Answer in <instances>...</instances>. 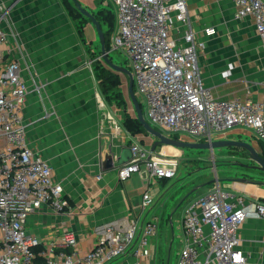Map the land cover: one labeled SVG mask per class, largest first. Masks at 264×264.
I'll list each match as a JSON object with an SVG mask.
<instances>
[{"label": "crops", "instance_id": "0c3cea01", "mask_svg": "<svg viewBox=\"0 0 264 264\" xmlns=\"http://www.w3.org/2000/svg\"><path fill=\"white\" fill-rule=\"evenodd\" d=\"M63 1L0 0V25L8 32L6 57L20 62L28 85L22 107L27 142L38 156L51 164L53 179L61 182L63 195L69 202L60 213H55L49 205H41L29 215L27 230L47 241L59 240L65 231H71L76 236V250L83 253L96 242L95 226L102 222L135 218L141 223L154 218L158 226L151 239L150 256L135 255L133 247L107 264H176L185 244L181 219L192 198L218 184L231 195L264 205V179L240 175L227 178L221 184L219 179L209 174L199 175L203 171L194 169L205 168L199 162L212 160L214 167L230 162L216 161L215 156L207 157L206 153L184 154L179 147L169 144L159 145L153 152L178 156L173 177L149 178L139 172L124 180L117 177V168L121 165L117 158L122 148L137 143L149 153L156 138L149 133L133 135L126 131L122 116L102 94L100 80L88 60V48ZM95 2L85 4L91 7L88 10L91 14L107 6L112 9L110 0ZM186 4L197 41L202 42L196 50L204 87L217 98L264 103V37L257 33L253 17H237L234 0H186ZM87 18L83 32L91 45L99 41L101 52L97 29ZM207 26L214 27L215 33L204 35L203 29ZM100 28L103 32L106 27L100 25ZM72 36L76 43L74 51ZM171 36L181 41V32L171 31ZM18 42L22 44L19 49L15 48ZM229 64L233 68L225 78L222 71ZM130 104L134 108L132 101ZM244 137L255 140L257 146ZM222 139L247 142L261 155L258 141H262L253 137L247 128L232 127L213 136V140ZM225 147L228 151L220 149L218 157L244 156L258 173L264 174L255 167L257 163L249 158L245 148ZM202 150L211 149H199ZM110 157L112 166L106 168V159ZM183 170L186 175L181 177ZM147 190L153 195V203L143 209L141 197ZM238 233V248L250 263L264 264V217L245 219ZM172 247L175 259L169 262L166 254Z\"/></svg>", "mask_w": 264, "mask_h": 264}, {"label": "built area", "instance_id": "2783aa9c", "mask_svg": "<svg viewBox=\"0 0 264 264\" xmlns=\"http://www.w3.org/2000/svg\"><path fill=\"white\" fill-rule=\"evenodd\" d=\"M110 1L117 23L107 52L123 50L135 94L145 104L152 126L209 142L229 128L244 127L264 142V103L217 98L204 87L196 50L202 42L190 23L186 0ZM234 1L236 16H252L257 33L264 37V0ZM171 31L181 32L180 42ZM203 32L209 36L215 28L207 26ZM7 39L8 32L0 25V264H107L133 247L135 255L150 256L158 226L154 218L102 222L95 226L96 242L83 253L76 250L71 231L47 241L27 230L29 215L41 205L60 213L69 202L61 182L53 179L51 164L27 142L22 107L28 85L20 62L6 57ZM232 68L229 64L222 76L228 77ZM129 148L132 157L117 168L120 180L136 172L149 178L175 175L178 156L148 153L137 143ZM152 203V193L144 191L141 208ZM249 217H264V205L231 195L218 184L192 198L181 219L185 244L176 264H251L238 248V230Z\"/></svg>", "mask_w": 264, "mask_h": 264}, {"label": "rangeland", "instance_id": "374dc122", "mask_svg": "<svg viewBox=\"0 0 264 264\" xmlns=\"http://www.w3.org/2000/svg\"><path fill=\"white\" fill-rule=\"evenodd\" d=\"M78 2L80 3V5L82 7L86 6L87 10H91V7L89 5H85L87 2L94 3V4L97 3V2H95V0H78ZM64 3L66 5V7L69 9V11L72 13L70 15L72 20L77 24V26L81 27V30L83 31L82 27H83L84 23L86 22V20L83 19L82 16L79 15V13L76 11V8H75L76 4L74 3V1L73 0H64ZM110 4H111L112 10H113L112 34H114L115 33L114 30L116 27V9L113 7L114 5L111 3V1H110ZM56 5H57V3H56ZM71 38L73 40L72 41L73 44L71 45V49L74 51L76 49V43L74 41V37L72 36ZM83 39H84V46L86 48H88V51H89L88 52L89 53V56H88L89 59L88 60H91V62H95L97 64L96 65L97 67L104 66V67H107V68L113 70L110 66H108L106 64V62L103 59V56L99 50L100 49L99 44H98L99 41L97 40L94 45H91L85 34L83 35ZM108 56L110 57V59L114 63L121 65V66H124V67L125 66L129 67L128 60H127V58H126V56H125V54L121 48L112 50L111 52L108 53ZM117 75L119 76L120 81H121V94L122 95L120 98H118L115 96L114 93L108 92L109 94L107 97H108V101L110 102V104L112 106V109H114L117 112V114H120L122 116V118L124 119L126 116H130V114L136 115V112H135V110H133L134 108H132V106L130 104L131 99H130V95L128 92V80H127L126 75L123 72H117ZM134 92L136 93L135 88H134ZM137 99L139 100V98H137ZM140 106H141L144 118L147 119L145 104L143 102H140ZM105 114L108 115V112L105 111ZM160 130L162 133L167 134V132H165L163 129H160ZM178 138L180 140L190 141V142H192L196 139V138L192 137L191 135L184 133V132L178 134ZM244 139H247V140L249 139L248 141H250L252 143V145H254L255 147L257 146L256 141L253 140L252 138L250 139L249 137L248 138L244 137ZM179 149L184 154H192V153H194V154L203 153L204 154V153H206L207 157L212 156V155L215 156L216 161L225 160L226 162H230L229 164H219V165L217 164V165H215V167L212 166V160L210 162H208V161L199 162L200 165H205V168L197 170V167H195L196 169H194L196 171H203L202 174L200 173L199 175L209 174L210 176H212V178L219 179V182L221 184H224L226 182L225 179H227V178L242 177L240 175L252 177V178L264 179V174L258 173L253 168V164L251 163V161L244 156H241L238 154H236V155L229 154L226 157H222V158L220 156L218 157L217 153L219 152V150L222 149L223 151H228L227 147L213 148V149L209 150V152H208V150H207V152L203 151V150L199 151V149L189 148V147H179ZM203 161H205V160H203ZM213 167H214V169H212ZM189 171H191V170H189ZM214 171H215V173H214ZM185 175H186V172L184 170L181 171V177H183ZM173 247L166 254V257H167L169 262L170 261L174 262V259H175L174 255H173L175 248H173Z\"/></svg>", "mask_w": 264, "mask_h": 264}, {"label": "water", "instance_id": "95a60500", "mask_svg": "<svg viewBox=\"0 0 264 264\" xmlns=\"http://www.w3.org/2000/svg\"><path fill=\"white\" fill-rule=\"evenodd\" d=\"M73 1L76 4V7L78 8V10L83 15H86L87 17H89L91 21L94 23L97 29L98 37H99L100 44H101V54L106 64L110 66L114 71L123 72L128 76V92H129L130 99L132 101L134 110L136 112V118L138 119L142 127L146 130V132L156 138V140L153 142L150 148L151 152L155 151V149L159 145H162V144H165V145L169 144L175 147H189V148H195V149H213V148H221L225 146H239V147L245 148L248 152L249 158L251 160H254L257 163L255 167L264 171V158L256 151V149L251 144L247 142L235 141V140H229V139L213 140L210 142L209 141H192V142L183 141V140L173 138L169 135H166L162 133L161 130L152 126L143 116L142 109L140 106V101L137 99V96L134 92V80H133V75L131 71L129 70L128 67L118 65L110 59V57L108 56V52L105 49V39H104V35L100 28L98 21L95 19L93 14H91L86 8L80 5L78 0H73ZM131 157H132V153L130 151V148L127 146H124L122 148L121 155L117 158V163L122 164L124 162H127ZM105 166L106 168H110L112 166V157L106 159ZM242 180H247V179H242Z\"/></svg>", "mask_w": 264, "mask_h": 264}, {"label": "trees", "instance_id": "16d2710c", "mask_svg": "<svg viewBox=\"0 0 264 264\" xmlns=\"http://www.w3.org/2000/svg\"><path fill=\"white\" fill-rule=\"evenodd\" d=\"M64 2V1H63ZM76 11L79 13V15L82 16L83 19L88 20L87 17H85L79 10L77 7ZM68 9V8H67ZM69 11V9H68ZM70 14H72L69 11ZM95 19L98 21V23L103 27L105 26L106 28L103 29V35H104V39H105V49L106 51H109L110 48V38L112 35V30H113V23H112V17H113V10L111 8H109L108 6L102 9H99L97 11H95V13L93 14ZM77 33L79 35V37L84 41L83 39V35L84 32L81 30V27L77 26ZM109 53V52H108ZM91 64L93 65L95 72L99 78V84H100V88L102 91L103 96L108 99V92L110 93H114L116 97L120 98L121 97V87H120V78L117 75V72L104 67V66H99L97 67L95 62H91ZM127 67V66H126ZM122 124L124 126V128L126 129V131H128L130 134H136V133H142L147 135L148 133L146 132V130L142 127V125L140 124V122L138 121V119L136 117H131V116H126L123 120H122ZM159 129V128H158ZM170 136H172L173 138H178V134H170ZM259 142L260 148H261V155L264 158V143L263 142Z\"/></svg>", "mask_w": 264, "mask_h": 264}]
</instances>
